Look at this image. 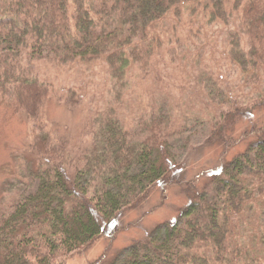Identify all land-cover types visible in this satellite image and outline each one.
Wrapping results in <instances>:
<instances>
[{"label": "trees", "instance_id": "trees-1", "mask_svg": "<svg viewBox=\"0 0 264 264\" xmlns=\"http://www.w3.org/2000/svg\"><path fill=\"white\" fill-rule=\"evenodd\" d=\"M184 10L190 24L226 25L232 16L230 57L254 95L232 97L213 118L206 139L221 145L222 156L208 181L198 188L182 179L171 143L177 131L160 114L140 117L131 129L104 111L97 145L89 153L83 148L77 162L72 146L45 129L51 92L33 63L104 64L113 85L123 86L129 71L147 73L157 26ZM0 93L25 112L36 134L34 186L0 211V264H53L109 234L117 213L136 206L153 185L182 183L187 202L177 220L135 240L112 264H264V124L237 139L230 134L240 116L264 105V0H0Z\"/></svg>", "mask_w": 264, "mask_h": 264}, {"label": "rangeland", "instance_id": "rangeland-1", "mask_svg": "<svg viewBox=\"0 0 264 264\" xmlns=\"http://www.w3.org/2000/svg\"><path fill=\"white\" fill-rule=\"evenodd\" d=\"M184 11L180 17L168 15V20L157 26L147 73L129 71L123 86L113 85L104 64L86 68L76 62L48 59L33 63L51 92L45 105V129L52 140L72 146L77 162L81 163L80 151L89 153L97 145L104 111L116 113L121 124L131 129L140 117L160 114L177 131L171 143L182 179L195 180L198 188L208 181L222 156L221 145L206 139L213 118L227 108L232 97L240 100L254 95L242 84L241 70L230 57L226 28L231 29L232 16L228 15L226 25L207 19L190 24ZM67 89L75 91L79 103L68 100ZM261 123L264 105L240 116L230 134L237 139ZM35 137L25 112L12 109L0 93V211L34 186L30 173L36 156L30 143ZM249 141L250 137L240 139L229 147L225 159H231ZM184 187L183 183L153 185L136 206L117 213L109 234L98 236L53 264H93L98 259L112 264L135 240L177 220L187 202Z\"/></svg>", "mask_w": 264, "mask_h": 264}]
</instances>
